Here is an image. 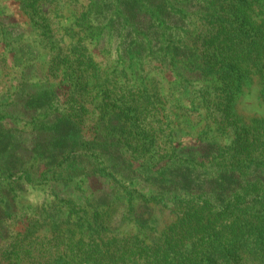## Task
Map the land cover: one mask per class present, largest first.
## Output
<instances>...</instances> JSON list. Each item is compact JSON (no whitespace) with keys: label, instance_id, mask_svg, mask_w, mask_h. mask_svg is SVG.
<instances>
[{"label":"trees","instance_id":"obj_1","mask_svg":"<svg viewBox=\"0 0 264 264\" xmlns=\"http://www.w3.org/2000/svg\"><path fill=\"white\" fill-rule=\"evenodd\" d=\"M74 14L72 24L63 29L77 35V44L82 39L87 43L80 54L85 65L101 68L94 49L107 54L106 62L114 49L115 60L104 69L105 76L113 73L114 89L136 81L131 90L126 88L128 94L150 89L156 109L169 105V113L178 115V108H184L197 129L207 126L208 134L203 138L199 133L181 149L172 148L169 165L194 179L184 189L186 195L169 204L165 190H154L153 185L147 194L137 192V187L115 188L103 202L91 192V211L84 209L78 220L79 228L88 232L87 241L72 244V263L264 264V117L246 123L233 113L234 102L253 77L264 102V0H89ZM168 73L169 83L163 88L157 78ZM69 116L62 125L59 121L44 127L28 157L12 154L14 165L5 171L10 184L0 179L10 194L0 196V211L2 201H14L17 172L27 182L32 168L41 165L42 177L60 166L65 155L71 156L67 148L73 152L79 144H85V152L118 161L114 175H139L150 169L152 162L144 156L123 153L121 135L128 118L124 122L112 116L85 139L81 122H71ZM73 132L80 133L75 138ZM193 189L197 193H191ZM149 204L173 216L165 228L150 225ZM38 220L15 234L12 244L39 241L34 236ZM49 242L53 240L44 244Z\"/></svg>","mask_w":264,"mask_h":264},{"label":"rangeland","instance_id":"obj_2","mask_svg":"<svg viewBox=\"0 0 264 264\" xmlns=\"http://www.w3.org/2000/svg\"><path fill=\"white\" fill-rule=\"evenodd\" d=\"M88 2L0 0V179L5 178L3 182L10 184L5 171L14 165L12 154L28 157L30 148L41 141L44 127L59 121L62 125L69 114L68 120L81 122L79 133L85 139L91 138L102 122L113 120L112 116L124 122L128 118L124 123L126 133L121 135L123 153L127 157L144 156L152 162L151 167L139 175H114L118 161L85 152V144H79L73 146V152L71 147L67 148L71 156L65 155L60 166L42 177L41 165L32 168V179L27 182L22 172H17L14 201L7 199L9 202L2 201L1 205L0 264H44L47 259L50 264H75L72 244L87 241L88 232L79 228L78 220L84 209L91 211V192L93 198L103 202L115 188L137 187V192L147 194L153 185L154 190H165L169 204V200L185 196L184 189L194 179L169 165L174 160L172 148L181 149L199 133L204 138L207 126L201 131L197 129L195 119L187 117L184 108H178V115L169 113V105L156 109L158 105L152 102L150 89L138 95L128 94L126 88L131 90L136 81L114 89L113 73L106 72L105 76L104 72L115 60L114 49L108 62L104 61L107 54L99 52L100 47L94 49L93 56L101 68L85 65L81 55L87 43L82 39L77 44V35L65 32L63 27L68 28L76 9L83 11ZM17 52L23 55L17 56ZM4 58L7 67L3 65ZM144 62L148 65L146 59ZM169 78V73L157 78L163 81L159 85L166 87ZM259 90L258 80L253 77L234 102L233 113L246 123L264 117ZM32 106L38 107L36 112L31 110ZM78 134L73 132L75 138ZM109 173L116 178L113 184L109 182ZM6 187L0 185V196L5 194L8 198ZM190 192L197 193L195 189ZM149 205L150 225L165 228L173 216L160 205ZM38 218L34 236L40 240L12 244L13 236L24 232ZM47 240L53 242L44 244Z\"/></svg>","mask_w":264,"mask_h":264}]
</instances>
